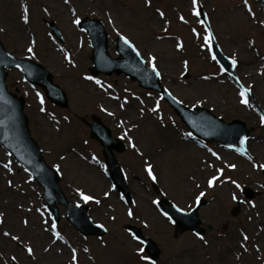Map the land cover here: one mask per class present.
<instances>
[{"label":"rangeland","instance_id":"obj_1","mask_svg":"<svg viewBox=\"0 0 264 264\" xmlns=\"http://www.w3.org/2000/svg\"><path fill=\"white\" fill-rule=\"evenodd\" d=\"M199 8L221 53L237 61L235 77L213 59L207 31L194 15ZM84 16L102 21L113 57L115 37H127L186 107L206 108L225 122L242 120L249 132V157L195 136L158 92L122 74L91 75L92 48L76 23ZM47 22L55 24L60 39ZM0 41L11 55L44 66L65 91L68 105L60 108L39 85L25 82L19 68L7 69L6 86L24 98L31 136L45 161L58 169L66 199L74 206L87 205L92 220L107 229L102 236H83L64 218L66 209L59 203L54 222L39 184L0 145V264H264L260 0H196L195 5L193 0H0ZM245 97L247 104L241 103ZM93 115L125 144L115 156L129 188L128 203L109 178L101 145L89 136L86 122ZM213 177L218 179L209 187ZM244 187L252 190L251 198ZM201 192L206 203L198 209L205 228L200 236L179 232L157 205L165 197L189 211ZM81 193L93 199L85 201ZM126 224L156 242L157 259L147 255Z\"/></svg>","mask_w":264,"mask_h":264},{"label":"water","instance_id":"obj_2","mask_svg":"<svg viewBox=\"0 0 264 264\" xmlns=\"http://www.w3.org/2000/svg\"><path fill=\"white\" fill-rule=\"evenodd\" d=\"M260 1L264 6V0ZM199 17L211 37V52L224 69V72L235 77V66L231 63L232 59L221 53L211 33L209 22L201 8ZM47 24L51 32L60 39L55 24L53 22H47ZM78 27L86 32L92 48L89 54L91 66L88 70L90 74H103L105 76L122 74L132 81H138L139 87L158 92L195 136L206 142L218 141L226 148L249 157L246 144L241 145L240 143L241 139L247 138L249 133L242 120L233 119L230 122H225L206 108L186 107L161 84L157 69L155 68L154 71L153 66L145 63L138 50L124 35L115 37L114 50L117 56H111L108 51L107 32L100 19L84 16L80 19ZM125 40L128 43H125ZM13 67L19 68L25 82L39 85L52 104L60 108H66L68 105L65 91L52 81L50 71L33 60L11 55L0 41L1 147L39 184L42 200L45 202L48 212L52 214L54 221L59 220L57 207V203H59L66 209L64 218L80 234L83 236L104 235L107 232L106 227L92 220L87 205L74 206L66 199L59 186L60 174L58 169L45 161L41 147L31 136L28 117L23 112L25 100L8 90L5 83L7 69ZM248 93L252 99L250 92ZM86 124L89 127L90 138L96 140L102 147L101 152L104 163L109 170V178L128 203L131 199L129 188L125 182L123 169L115 156V152L125 150V144L118 137L112 136L110 128L102 122L99 116L93 115L92 121L86 122ZM262 172L264 173V168H262ZM154 188L157 190L155 185ZM242 191L248 198L253 195L252 190L248 187H244ZM205 203V199L201 197L199 203H196L189 211H185L169 202L165 197H161L158 199L157 205L171 219L175 229H178L179 232L190 230L196 235H202L205 228L200 226L201 219L198 216V209ZM210 227L208 225V228ZM125 228L143 243L145 252L152 260L158 258L160 249L153 239L144 237L141 229L135 225L126 224Z\"/></svg>","mask_w":264,"mask_h":264},{"label":"snow or ice","instance_id":"obj_3","mask_svg":"<svg viewBox=\"0 0 264 264\" xmlns=\"http://www.w3.org/2000/svg\"><path fill=\"white\" fill-rule=\"evenodd\" d=\"M246 2H247V0H245V3H246ZM193 3H194V5H195V4H196V0H193ZM194 15L199 16V15H200V12H199L198 10H194ZM181 19H183V17H181ZM25 21H27V15H25ZM76 23H79V21L77 20ZM201 23H203V21H201ZM205 42H206V43H210V42H211V37H210V36H209V37H206V38H205ZM125 43H128V41L125 40ZM28 51H29V52H32V48H29ZM215 58H216V57L213 56V59H215ZM153 59H154V58H153ZM231 63H232L233 66H235V65L237 64V61L233 58L232 61H231ZM153 70L155 71V65H153ZM157 75H159L158 72H157ZM241 96H245V93H244V92H241ZM248 102H249V101H248V99H247L246 97H245L244 99H242V101H241V103H244V104H247ZM41 103H43V101H41ZM153 110L155 111V109H153ZM41 111H44V109L41 108ZM261 122L264 123V116L261 117ZM245 139H246V138L241 139V141H240L241 145H243V144L245 143ZM4 166H5L6 168L9 167L8 165H4ZM232 167H235V166L233 165ZM260 167L264 168V165H260ZM147 171H148L149 176H150L153 180H155L156 177L153 175L151 165H148V167H147ZM216 179H218V178H217V177H213L212 179H210V180L208 181L209 187H212V186H213V183H214V181H215ZM105 195H107V193H105ZM204 195H205V194H204L203 192L200 193V195L196 198V199H197V203H199V201H200V197H202V196H204ZM81 196H82V198H83L85 201H89V200H92V199H93V197L88 196V195H84L83 193H81ZM234 198H235V197H234ZM129 215H130V216L132 215L131 211L129 212ZM51 227H52L53 230H55V229H56V224L53 222V224H52ZM54 234L56 235V238H57V239H62V237L59 235L58 232H55V231H54ZM5 235H9V234H8V233H5ZM12 239L16 240V239H18V237H14V236H13ZM137 239H138V238H137ZM244 239H247V237H244ZM85 250L87 251V249H85ZM27 251L31 254L33 250H32L31 248H28ZM140 251H143V249H140ZM76 259H77V258H76V255H75V250H73V261L75 262Z\"/></svg>","mask_w":264,"mask_h":264},{"label":"bare ground","instance_id":"obj_4","mask_svg":"<svg viewBox=\"0 0 264 264\" xmlns=\"http://www.w3.org/2000/svg\"><path fill=\"white\" fill-rule=\"evenodd\" d=\"M49 244H52L51 242H48Z\"/></svg>","mask_w":264,"mask_h":264}]
</instances>
